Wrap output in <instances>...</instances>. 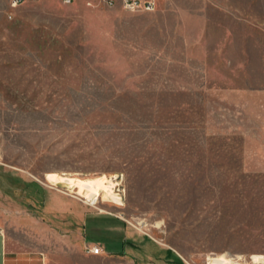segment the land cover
<instances>
[{
    "label": "rangeland",
    "instance_id": "obj_1",
    "mask_svg": "<svg viewBox=\"0 0 264 264\" xmlns=\"http://www.w3.org/2000/svg\"><path fill=\"white\" fill-rule=\"evenodd\" d=\"M15 1L0 0L10 242L45 264H177L163 248L264 264V0ZM52 172L116 175L121 199L92 204ZM86 209L122 217L142 249L92 254Z\"/></svg>",
    "mask_w": 264,
    "mask_h": 264
},
{
    "label": "crops",
    "instance_id": "obj_2",
    "mask_svg": "<svg viewBox=\"0 0 264 264\" xmlns=\"http://www.w3.org/2000/svg\"><path fill=\"white\" fill-rule=\"evenodd\" d=\"M75 215L77 214L74 213L73 216ZM79 219L77 231L85 248L100 246L103 251L112 254L124 253L128 247L142 249V245L133 240L125 220L117 214L86 209ZM163 249V256L182 264L172 249ZM0 264H45V256L39 250L13 245L4 229L0 227Z\"/></svg>",
    "mask_w": 264,
    "mask_h": 264
},
{
    "label": "bare ground",
    "instance_id": "obj_3",
    "mask_svg": "<svg viewBox=\"0 0 264 264\" xmlns=\"http://www.w3.org/2000/svg\"><path fill=\"white\" fill-rule=\"evenodd\" d=\"M116 175H102L96 177L81 178L75 177L66 173L52 172L50 174V183H63L68 187H78V193L89 198L90 203L94 204L98 200L110 199L114 202H119L121 196L115 191ZM252 261L258 262L263 258V255L255 254L251 256ZM219 264H235L233 259L225 256L218 258Z\"/></svg>",
    "mask_w": 264,
    "mask_h": 264
},
{
    "label": "built area",
    "instance_id": "obj_4",
    "mask_svg": "<svg viewBox=\"0 0 264 264\" xmlns=\"http://www.w3.org/2000/svg\"><path fill=\"white\" fill-rule=\"evenodd\" d=\"M19 0H16L17 3ZM66 2H71V0H65ZM157 0H122L123 8L129 11L135 10H145L151 11L155 8ZM111 3V2H110ZM92 254H100L103 249L100 246H93L89 249Z\"/></svg>",
    "mask_w": 264,
    "mask_h": 264
}]
</instances>
